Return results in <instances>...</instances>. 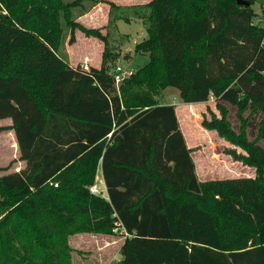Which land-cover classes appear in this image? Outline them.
<instances>
[{
  "label": "trees",
  "instance_id": "1",
  "mask_svg": "<svg viewBox=\"0 0 264 264\" xmlns=\"http://www.w3.org/2000/svg\"><path fill=\"white\" fill-rule=\"evenodd\" d=\"M243 1H108V21H143L134 51L149 53L116 87L106 34L70 18L78 1L0 0V120L24 163L0 175V264H71L76 232L120 233L111 264H264V7ZM62 21L70 43L78 29L103 44L98 67L57 54ZM166 89L212 97L220 117L200 126L254 177L199 181ZM98 168L106 198L89 192Z\"/></svg>",
  "mask_w": 264,
  "mask_h": 264
},
{
  "label": "rangeland",
  "instance_id": "2",
  "mask_svg": "<svg viewBox=\"0 0 264 264\" xmlns=\"http://www.w3.org/2000/svg\"><path fill=\"white\" fill-rule=\"evenodd\" d=\"M63 2L78 1V5L72 9V14L70 18L76 22L77 18L83 15V10H91L93 6H102V4L108 1L104 0H62ZM128 3L141 2L140 5L147 3L149 0H126ZM261 6L264 7V0H257L251 6V8L257 14H260ZM5 13L4 11H1ZM85 13V12H84ZM97 18V19H96ZM90 20L95 19V25H100L104 21V11H98L94 18H89ZM78 23V22H77ZM80 25L88 28L82 23ZM116 24V25H115ZM112 23L108 21L106 26H98L94 29L99 30L100 33L106 34L108 48L111 52L117 56L113 66H120L122 69L130 70L134 72L136 69L142 67L147 61V56L141 54L140 52H135L134 47L137 43L144 40L147 36L145 25L142 20L133 19L130 23H125L124 21H119L117 23ZM264 24V21H263ZM63 27V37L57 49V54L68 61L70 64L82 65L88 67L89 64L92 66H97L100 63V53L98 51V45L94 43L95 41H86L87 36L84 35L78 29L74 30L73 41L69 42V29L65 26V23L62 21ZM92 38H95L92 36ZM97 39V38H95ZM81 52H83L81 54ZM84 52L86 54H84ZM162 102L165 104H173L178 108L179 103L181 102L178 97L177 91L173 89H166L163 93ZM215 115L217 118L220 117L219 112L214 106V100L211 97L207 102L199 107H190L189 115L186 121L181 120L182 131L189 143L192 142V132H195V128H199L201 117L204 116L207 120L210 119L211 114L209 111ZM228 120L232 125V128L237 131L239 122L235 115L234 108H229L228 111ZM11 124L10 120H0V168L8 167L7 171L0 172V175L19 171L23 168L24 163L18 160V151L17 144L15 141L14 134L11 130L5 129ZM202 128V127H201ZM203 129V128H202ZM207 132H211L212 135L205 134L204 136L209 137L208 143L201 142L193 148L197 154V151L205 150L207 154L212 153V156L216 160V165L214 166V172H225L224 174H231L237 172V177H245L247 175H254V169L252 167L243 166L238 161H233L228 155H225L222 151L225 148H232L236 152L243 153V151L224 138L219 137L215 131H209L204 129ZM212 137L214 140H212ZM253 139V137H249ZM261 147L264 148V140L258 142ZM228 158V162L234 164H240L242 166V172H239L238 169L230 167L225 163H220L217 159L219 157ZM220 164V166L218 165ZM199 169L201 170V163L198 162ZM232 166V165H231ZM239 166V165H238ZM205 168V166H204ZM253 169V170H252ZM201 173V171H200ZM228 174V175H229ZM202 176V174H201ZM98 177V178H97ZM254 177V176H253ZM101 172L98 168L94 184L102 187ZM233 178V176L231 177ZM102 179V178H101ZM105 198L107 197L104 194ZM86 234V236L84 235ZM92 235V236H88ZM123 242V236L120 233H115V235H103V234H94V233H72L67 237V244L70 248V261L71 264H111L119 259L121 255L119 253L120 246Z\"/></svg>",
  "mask_w": 264,
  "mask_h": 264
},
{
  "label": "crops",
  "instance_id": "3",
  "mask_svg": "<svg viewBox=\"0 0 264 264\" xmlns=\"http://www.w3.org/2000/svg\"><path fill=\"white\" fill-rule=\"evenodd\" d=\"M104 1H109V2H113L115 3L116 5L118 6H122V7H125V6H133V5H140L141 2H133V3H128L126 0H104ZM104 11V21L102 24L100 25H95V19L93 20H90L89 18H94V16L98 13V11ZM85 12V13H84ZM108 13H109V6L108 4L104 3L102 4V6H93L91 10H87V11H84L83 10V15L78 17L76 22L78 23H82L84 24L85 26H87L88 28H96L98 26H106V24L108 23ZM97 19V18H96ZM119 22V21H117ZM116 22V23H117ZM132 22V21H131ZM116 25V24H115ZM86 41L88 40H92V41H95L94 43H96V45H98V51H101L102 52V47H103V44L98 40V39H95V38H92V37H87L85 38ZM83 52H81L82 54ZM84 54H86L84 52ZM100 60H101V53H100ZM68 62V61H67ZM68 64L70 66H74L72 64H70L68 62ZM100 65V63H99ZM99 65H95L93 67H98ZM80 66V65H79ZM89 66H92L91 64H89ZM88 66V67H89ZM81 67L83 69H87L88 67H86L85 65ZM204 103H183V102H180L179 103V106L178 108H176L175 105L174 108H175V114H176V118H177V121L179 123V127H180V130L182 132V135L184 137V140H185V143H186V146L189 148V149H193L199 142V144L203 141L205 143H208L209 141V137L208 136H204L205 134H209V135H212L211 132H207L205 131L204 129H202L201 127L199 128H195V132H192L191 131V134H192V142L189 143L182 131V128H181V120L184 119L185 121L190 118V115H189V108L190 107H199L201 105H203ZM180 116H181V120H180ZM4 120H7V119H4ZM9 120V119H8ZM13 133V132H12ZM212 140H214V138L212 137ZM18 151V150H17ZM191 158L193 160V163H194V167H195V174H196V177L199 181H205V180H213V179H225V178H231L233 176V178L237 177V172H233L231 174H224L225 172H218V170L216 172H214V166L216 165V160L215 158L212 156V153L210 154H207V152H205V150H201V151H197V154L192 151L191 152ZM228 158L222 156V157H219L217 160L221 163H225L226 165L230 166V167H234L236 169H238L239 172H242V166L240 164H234L232 162H228L227 160ZM198 162L201 163V170L199 169V165H198ZM23 163V162H22ZM221 163V164H222ZM218 165L220 166V164L218 163ZM232 165V166H231ZM239 165V166H238ZM205 166V168H204ZM253 170V169H252ZM201 171V173H200ZM202 174V176H201ZM254 175H247L245 177H253ZM98 178V177H97ZM102 178V177H101ZM99 179L102 180V179ZM99 187V186H98ZM100 189L103 190V196L102 197H105L104 194H106L105 192V186H104V183L102 181V187H99ZM86 236V234H84ZM88 236H92V235H88Z\"/></svg>",
  "mask_w": 264,
  "mask_h": 264
},
{
  "label": "built area",
  "instance_id": "4",
  "mask_svg": "<svg viewBox=\"0 0 264 264\" xmlns=\"http://www.w3.org/2000/svg\"><path fill=\"white\" fill-rule=\"evenodd\" d=\"M133 72L130 70L122 69L120 66H115L111 71V76L113 78L114 84L117 87L124 79L128 78ZM56 186V185H54ZM89 192L92 195L103 196V190L97 185L93 184L89 187Z\"/></svg>",
  "mask_w": 264,
  "mask_h": 264
},
{
  "label": "water",
  "instance_id": "5",
  "mask_svg": "<svg viewBox=\"0 0 264 264\" xmlns=\"http://www.w3.org/2000/svg\"><path fill=\"white\" fill-rule=\"evenodd\" d=\"M237 4L241 5V6H248L249 5L248 2H245L243 0H237ZM145 55L148 56L149 53H145Z\"/></svg>",
  "mask_w": 264,
  "mask_h": 264
}]
</instances>
